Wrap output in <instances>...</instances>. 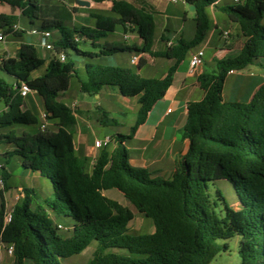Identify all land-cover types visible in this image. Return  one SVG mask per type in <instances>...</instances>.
<instances>
[{
  "label": "trees",
  "instance_id": "1",
  "mask_svg": "<svg viewBox=\"0 0 264 264\" xmlns=\"http://www.w3.org/2000/svg\"><path fill=\"white\" fill-rule=\"evenodd\" d=\"M103 2L105 0H93ZM195 7V33L191 40L179 38L164 50H154L156 23L152 13L126 0H113L111 14L92 13L94 26L69 27L63 20L43 19L42 30L57 31L54 54L41 75L33 73L46 61L33 43H21L14 57L1 66L14 77L10 83L0 77V143H11L8 159L21 158L22 167L47 177L52 185V200L36 201L37 190L24 188V195L13 208L10 223H5L7 206L4 192L12 173L2 166L4 189L0 191V257L3 246H14L13 264H64V260L82 253L96 243L89 264H213L214 258L228 250L220 241L239 236L240 264H264V83L247 102L226 101L225 81L231 71L251 65L264 68V0H245L225 4L218 9L230 21L238 23L245 39L236 58L221 59L212 71L198 76L205 95L189 102L183 138L189 149L178 162L171 180L154 176L147 168L129 162L127 140L142 125L154 105L164 98L180 64L207 39L211 20L207 8L218 0H185ZM18 8L32 24L41 18L40 0H0ZM15 15L0 14V30L6 35H22L14 26ZM118 27L133 31L143 40L141 48L121 47L107 38ZM163 41H167L163 37ZM90 45L97 51H85ZM64 53L65 61L58 55ZM119 53H148L153 58L174 60L163 78H148L138 70L120 64L81 62L79 57L100 59ZM142 60L139 68L144 66ZM84 76V78H83ZM72 78L80 91L90 96L104 87L116 88L128 98H138L140 107L128 135L117 133L115 143L101 148L91 165L88 157L75 149L79 112L60 97L70 89ZM22 84L45 102L47 120L54 127L37 132L18 131L16 125L41 127L40 116L25 107L20 94ZM102 126H119V120L97 106ZM230 181L239 197L237 207L225 202L219 214L210 201L209 183ZM116 189L144 216L152 219L154 232L131 233L132 208L108 197ZM221 196V193L218 192ZM221 198H223L221 196ZM73 220L71 234L63 236L51 217Z\"/></svg>",
  "mask_w": 264,
  "mask_h": 264
},
{
  "label": "crops",
  "instance_id": "2",
  "mask_svg": "<svg viewBox=\"0 0 264 264\" xmlns=\"http://www.w3.org/2000/svg\"><path fill=\"white\" fill-rule=\"evenodd\" d=\"M66 1L67 0H64V2ZM77 1L80 0H75L74 3H70V2L68 3L69 4L68 6L72 8L71 15L70 12L68 13L69 17L74 22L72 27L94 26L96 21L92 17V13L111 14L113 0H105L103 2H95L91 0L89 6H79L76 3ZM126 1L153 14L156 23L155 40L153 46L154 50L157 51L164 50L167 42H168L167 44L169 43L175 44L179 38L191 40L194 37L195 25H196L195 7L193 9L192 7L193 5L187 3L185 0H180L176 3H172L169 0H126ZM223 1L224 0H218L215 2V4H212L207 8V12L211 20V29L209 31L207 39L197 49V50L203 49L205 52L208 48H211V50H213L212 55L206 61L204 60L203 67L197 72L196 71L192 72L190 67V59L192 53L194 52H190L187 58L180 64L174 75V80L172 82V85L167 90L164 98L158 101L154 105L146 121L139 126L135 135L131 138L130 141L131 143L130 144L127 143L129 162L132 166L138 168H147L154 176L161 177L166 180H171L176 171L178 162L187 153L189 149V141L188 139L183 138V133H182L183 128L187 121V105L189 102L201 101L205 95L204 90L200 87L198 76L203 71L214 70L216 67V63L221 59L238 57L242 53V49L245 41L241 33L239 24L230 21L227 15L218 9L219 6L223 5L222 4ZM3 5H5V3H0V7H1L0 14L17 16L18 23L16 25L18 31L21 32L22 34L24 32L27 33L28 32L27 29H25L21 25L20 17L23 16L21 14V11L18 8H16L17 12L13 10L12 12L8 13V11L2 8ZM187 9H189V11ZM50 19L63 20L62 17H52ZM28 21L30 20L28 19ZM36 28L41 29L39 26H36ZM225 32H228L227 37L224 36ZM217 33H219V38L222 40L220 42L217 41L216 38ZM10 35L14 36L15 38L17 37L18 39L20 36H22V35H16L15 33H12ZM54 36L55 35L53 33V37ZM125 36H127V39L125 38ZM163 37L167 40L166 42L163 41ZM55 39L56 38H54V40ZM107 39L114 45L121 47L136 46L141 48L143 45V40L139 37V35L135 32V30L125 32L122 27H118L114 33L108 36ZM24 42L35 44V46L37 47L38 55L46 61L45 64L46 67L49 61L51 60V58L53 57L54 52L47 50L41 45L39 35H32L31 39H29L28 41H23L21 39L13 41L12 47H6L5 50L3 51V54L6 53L5 54L6 57H14L21 43ZM14 43H18L16 45L15 51H14V46H15ZM134 56H138V61L136 63H132V58ZM116 60L118 62L116 64H120V65L125 64L124 66H129L132 67L133 69L134 66H137L138 67L137 70L142 76H144L143 75L144 72L151 74L152 72L156 71V73L160 74L159 77L144 76L148 78H163L166 75L168 68L174 63V60H170L166 58H153L148 53L146 54L137 53L132 55L130 54V57L127 60H125V62H120L119 59ZM142 60L145 62V64L142 68H139ZM254 67L255 66L251 68L249 66L244 70L234 71L229 73L225 81V85L230 76H238L234 80L235 83L234 92L236 96V100L234 101H238V102L250 101L256 90L264 83V68L261 67L263 69H259L262 70L263 74H258V72L255 71ZM104 89L119 92V90L116 88L104 87L99 94H95L92 96V98L96 100V101L94 100V102H96L97 104L96 107L98 105L101 106L100 105L101 93ZM67 94L68 91L62 94L61 96L63 97ZM87 96L89 95L82 92L79 98L80 110H77L79 112V114H77L78 125L76 127L74 142H75V149L77 154H79L80 156L88 157L90 158L91 162H93V160L97 159V156L101 148H96L95 143H91L89 139L86 138L85 132H87L90 129L91 124L93 122L95 121L98 122L97 120L98 114L92 108L93 101L86 100ZM223 97L226 101H228L224 96V91H223ZM135 98L136 101L138 102V98L137 97ZM63 102L70 105L69 102L67 101H63ZM75 102L77 103V100ZM0 103L3 104V107L0 110L1 112L2 110L5 109V105L2 101H0ZM25 107L27 109H30L26 103V97H25ZM102 108L113 114L110 109H106L104 107ZM113 127H118V126H113ZM23 131H29V130L24 128L22 132ZM7 132L8 131H5L3 134H6ZM108 137H112V136H108ZM114 147H115V143L112 142L109 145V148L113 149ZM12 150L13 148L10 151ZM0 165L3 166V163H1ZM34 174L37 175L39 173H34ZM31 188H35V187H31ZM19 189H22V185L13 188L9 183V188L5 191V195H4V201L6 203L7 209H13L15 205L19 202L20 199H18L19 195L17 194V191ZM37 193H38L36 198L37 203L43 204L45 199L40 198L38 190ZM105 194L107 195V191L105 192ZM111 198L119 201L116 197H111ZM49 213L51 218L52 216H55L51 211H49ZM58 224L62 225L61 223ZM72 224L73 223H71V225ZM27 262L25 264H27ZM0 264H13V259L9 254H7L4 248H2L1 251Z\"/></svg>",
  "mask_w": 264,
  "mask_h": 264
},
{
  "label": "rangeland",
  "instance_id": "3",
  "mask_svg": "<svg viewBox=\"0 0 264 264\" xmlns=\"http://www.w3.org/2000/svg\"><path fill=\"white\" fill-rule=\"evenodd\" d=\"M75 0H67L64 2V0H41V18L35 22V24H32L30 21H28V18L25 16H21V25L25 29H27V33L24 32L22 36L19 37V39L12 35H7L6 41L0 42V57L2 55L5 56L6 53L3 54V51L6 47H12V42L16 40H23L28 41L31 39V34L29 33L31 29L36 28V26H41L43 19H50L52 17H62L65 24L69 27H72L73 21L69 17L72 13V8H70L68 3H74ZM223 5L225 4H235L233 0H224L222 2ZM1 8V7H0ZM8 13L12 12L13 10L17 12V9L14 7H11L8 4L3 5L2 7ZM189 11V9H187ZM192 16V15H190ZM262 23L264 24V18L262 19ZM219 32V31H218ZM54 38H58L59 33L57 31H53ZM217 41H222L219 38V33H217ZM14 51L16 50V45L18 43H14ZM82 49L85 51H97L90 45H82ZM198 49V47L192 49V52H195ZM213 50L211 48H208L205 51L204 60L210 58L212 55ZM130 57L129 53H119L114 56L106 57V58H100L95 59L91 58L89 56H81L79 57L81 62L85 61H94L99 63H106V64H116L118 63L116 59H119L120 62H125ZM260 62L264 65V58L260 59ZM125 65V64H123ZM255 66L254 69L258 74H263L261 67L258 65ZM253 66H250L253 68ZM134 69L137 70L138 67L134 66ZM252 69V70H254ZM45 71V66L39 68L33 73V76L41 75ZM248 72V71H247ZM262 72V73H261ZM155 73V74H154ZM144 76H155L159 77L160 74L156 73V71L152 72L151 74H148L147 72L143 73ZM0 77L4 78L6 81L13 83L14 77L8 74L5 69L0 67ZM238 76H230L229 79L226 82L225 88H224V96L228 101H234L236 100L235 96V83L234 80ZM82 92L80 91L79 82L76 78H72L70 89L68 90V94L65 96H61L60 100L69 102L70 106L74 108L75 110H80V96ZM86 100L93 101L92 108L97 113V107L96 102H94V98L92 96H87ZM77 100V103L75 102ZM129 100V101H128ZM96 101V100H95ZM74 102V103H73ZM26 103L30 109H32L34 112H36L40 116V121H43V113L46 112V106L45 102L43 101L42 97L38 95L36 92H31L26 97ZM75 106L73 107V104ZM101 107H104L106 109H110L112 111V115L116 117L120 121V126L113 127V126H102L98 122H93L91 124L90 129L85 132L86 138L89 139L91 143H95L97 139L104 140L108 136H113L117 133H122L125 135H128L130 133V127L133 125L136 116H137V109L139 107L138 102L136 101V98H128L122 96L118 91H110L107 89H104L101 93V100H100ZM3 104L0 103V110L2 109ZM124 112V113H122ZM93 117V116H92ZM54 127L53 121H48V128L52 129ZM13 128H15L18 133H22V130L24 128L28 129L30 132H37L40 127L39 126H22V125H16ZM11 128H5L0 130V134H3L5 131H10ZM42 130V129H41ZM131 139L127 140V143L130 144ZM13 148V145L11 143H0V164L8 163V168L10 169L12 173V177L10 179V185L11 187L15 188L22 185V189H19L17 191L18 195L23 194L24 195V188L25 187H35L40 195L41 199H48L49 201L52 200V185L50 180L42 175H35L30 170L25 169L21 165V158L18 156H13L12 158L8 159L6 155L7 152H9ZM93 163L91 162V165ZM218 192L221 193V196L218 194ZM208 193L210 196V201L212 203V206L214 209L221 215L225 213V202L229 204L232 207H237L239 204V197L238 194L233 186V184L228 180H217L209 183ZM5 195V192H4ZM108 197H116L120 203H122L125 206H128L132 208L134 211V219L129 223V229L131 233L135 234H149L154 232V224L152 219L144 216L143 214L139 213L135 207L123 196L122 193H120L116 189H111L107 191ZM0 204H1V197H0ZM44 204V203H43ZM52 219L56 223H61L63 228L60 229V233L63 236H68L71 234L72 226L71 223H73V220L68 217H57L52 216ZM239 242L240 237L235 236L225 241H220V243H227L228 244V250L220 252L212 261L213 264H240L241 263V257L239 254ZM96 247V243L93 242L90 244L82 253L78 255H74L72 257H69L64 260V264H89L94 249ZM12 259H14L13 256H11ZM27 264H33L32 262L28 261Z\"/></svg>",
  "mask_w": 264,
  "mask_h": 264
},
{
  "label": "built area",
  "instance_id": "4",
  "mask_svg": "<svg viewBox=\"0 0 264 264\" xmlns=\"http://www.w3.org/2000/svg\"><path fill=\"white\" fill-rule=\"evenodd\" d=\"M87 1L91 2V0H87ZM169 1L172 3H176L180 0H169ZM233 1L235 4H242L245 0H233ZM14 30H18L17 25L14 26ZM30 33L32 35H39L41 45L49 51H54V43H53L54 37H53L52 31L33 28ZM224 36L227 37L228 32H225ZM6 37H7V35L3 31H0V42L5 43ZM125 38L127 39V36H125ZM168 45L170 46V45H172V43H169ZM204 56H205V52L203 49H199L196 52L192 53V56L190 59V67H191L192 72H194V71L197 72L203 67ZM6 58H7L6 56L0 57V67L3 65V62ZM58 58L61 61H65V59H66L64 53L59 54ZM137 61H138V56H134L132 58V63H136ZM231 72H234V71H231ZM19 91L23 97H27L28 94L32 92L30 90V88L28 87V85H26V84H22ZM74 106H75V104H73V107ZM42 117H43V121L41 123V129L45 130L48 127L47 112H44ZM110 144H111V138L110 137H107L104 140H96L95 141L96 148H103V147H106ZM95 161L96 160H93L92 163H94ZM1 169H2V166L0 165V191L4 189V185H5ZM22 197H23V194L19 195L18 199H21ZM12 217H13V209H7L6 214H5V223H10L12 221ZM58 227L60 229L63 228V226L60 224H58ZM3 248L6 250L7 254H9L10 256L14 255V246L13 245L3 246Z\"/></svg>",
  "mask_w": 264,
  "mask_h": 264
},
{
  "label": "water",
  "instance_id": "5",
  "mask_svg": "<svg viewBox=\"0 0 264 264\" xmlns=\"http://www.w3.org/2000/svg\"><path fill=\"white\" fill-rule=\"evenodd\" d=\"M76 3H77V5H79V6H89V5H90V2L87 1V0H80V1H77ZM192 7H193V9H194V6H192Z\"/></svg>",
  "mask_w": 264,
  "mask_h": 264
}]
</instances>
